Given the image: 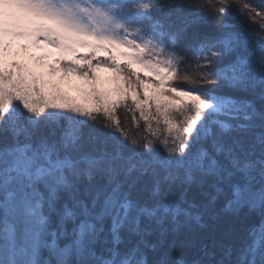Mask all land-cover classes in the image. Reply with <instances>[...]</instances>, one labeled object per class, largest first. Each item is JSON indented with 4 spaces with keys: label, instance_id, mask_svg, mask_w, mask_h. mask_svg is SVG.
Here are the masks:
<instances>
[{
    "label": "snow or ice",
    "instance_id": "snow-or-ice-1",
    "mask_svg": "<svg viewBox=\"0 0 264 264\" xmlns=\"http://www.w3.org/2000/svg\"><path fill=\"white\" fill-rule=\"evenodd\" d=\"M0 264H264V0H0Z\"/></svg>",
    "mask_w": 264,
    "mask_h": 264
},
{
    "label": "rangeland",
    "instance_id": "rangeland-1",
    "mask_svg": "<svg viewBox=\"0 0 264 264\" xmlns=\"http://www.w3.org/2000/svg\"><path fill=\"white\" fill-rule=\"evenodd\" d=\"M20 42L22 41H17V43ZM76 48H77V52L80 54H87L91 51L87 47L76 46ZM55 50L56 49L51 48L50 46L47 45H41L40 47L30 48V51H32V53L35 55H43L48 53L49 55L46 56L47 61L52 60L50 59L51 57L48 56L52 55L53 54L52 52ZM117 51H118L117 49H112L113 54H117ZM106 55L107 53L97 50L93 56H89L88 58H94L97 56L96 59L103 61ZM17 58L23 59L26 62H30L27 60V57H24L23 55ZM117 61L118 62L124 61V58L117 55ZM96 62L97 61L93 62V66H94L93 71L95 73V76L98 78V86L101 87L103 90L113 89L115 87V82L113 80V77L116 75L113 69L111 67H96ZM133 68H135L136 71L140 73L142 78L151 75L146 69L141 68L139 65H133ZM54 79H58V77ZM59 83L61 90L66 94L67 97L70 98L72 102L84 104L86 106L90 103L84 98L80 90V86L84 85V81H82L79 77L70 75L67 78H65V80L59 81ZM140 91H141V95L143 96L145 89L142 88L140 89ZM147 91L149 92V94H151L152 89L149 88L147 89ZM110 95L114 96L115 93L110 91ZM160 98H162V100L166 99L167 94L164 97H160Z\"/></svg>",
    "mask_w": 264,
    "mask_h": 264
},
{
    "label": "trees",
    "instance_id": "trees-1",
    "mask_svg": "<svg viewBox=\"0 0 264 264\" xmlns=\"http://www.w3.org/2000/svg\"><path fill=\"white\" fill-rule=\"evenodd\" d=\"M164 2H168V0H164ZM226 19H228V21H229V23H236V21L235 20H232L230 17H228V18H226ZM245 28H247V29H251L252 27H253V25L251 24V23H249V22H245ZM209 28H211L212 30H214V26H209ZM32 52V51H31ZM53 54L52 55H50V56H48V57H51L50 59H53L54 58V56L55 55H57L58 54V50L56 49L55 51H53L52 52ZM97 57V56H96ZM96 57H94V58H89V59H92V61L93 62H95V61H97V59H96ZM51 61V60H50ZM49 61V62H50ZM124 61H121V63H123ZM188 72H189V74H193L194 75V69H188ZM160 99H162V98H160ZM130 102V101H129ZM153 110H154V106H153ZM120 112H121V114H123V112H124V110L123 109H120ZM141 124H143V121H141ZM161 127H163V125H161ZM132 131L133 132H135V131H138V129H135L134 127L132 128Z\"/></svg>",
    "mask_w": 264,
    "mask_h": 264
}]
</instances>
